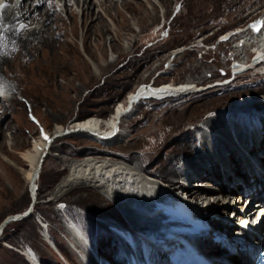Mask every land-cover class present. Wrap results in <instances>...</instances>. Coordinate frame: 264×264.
Instances as JSON below:
<instances>
[{"label":"rangeland","instance_id":"374dc122","mask_svg":"<svg viewBox=\"0 0 264 264\" xmlns=\"http://www.w3.org/2000/svg\"><path fill=\"white\" fill-rule=\"evenodd\" d=\"M55 1L57 8L65 15L63 1ZM148 1L149 3L135 0L137 3L133 4L134 7L123 9L121 0H118L116 18L111 20L109 17H103L101 23H98L101 25L105 22L108 26V30H102L105 44L95 35L91 36L86 52L92 55L93 61L99 65V74L94 72L86 52L82 50L81 30L78 29L76 37H69L72 40L67 46L70 48L69 56L65 58V65L64 60L60 62V72L57 71L53 75L51 80L54 85L51 89L33 88L32 82L28 81L16 90V100L10 107L12 110L3 116L4 120H9L10 127L4 129L6 146L5 151H0V221L8 214L23 211L31 201L30 191L23 177L27 166L18 157V153L30 146L32 137L41 131L51 133L55 123L66 126L71 120L87 115L105 117L128 90L142 83L157 85L187 80L204 85L225 83L232 77L230 68L236 60L233 58L231 47L238 41L239 36L235 35L222 42L219 41L220 36L232 30L240 31L246 28L264 10V0ZM69 4L77 9L76 0H69ZM96 9L94 5L93 10ZM114 11L111 16H115ZM77 20H80V15ZM71 22L72 19L66 18L69 30ZM114 37L117 40H112ZM110 44H117V50L113 49L112 52ZM177 47L184 49L175 56L171 52ZM245 51L248 59L252 58V48L247 46ZM39 81L46 80L43 77L39 78ZM194 96L181 95L175 99L145 100L138 103L121 124L127 136L108 145L70 134L54 138L37 183L33 212L24 217L25 220L7 224L4 227L5 232L2 231L0 235V264H33L31 259L23 254L22 250L27 248L40 263L88 264L90 253L94 252V245L100 252L98 259L102 264L120 263L125 258V252L117 250V227L125 231L123 226L129 227V224L126 220L117 219L118 210L114 205H106L103 197L88 187L75 188L56 200L49 198L57 184L68 174L69 162L90 155L110 154L111 151L122 153L124 150L138 157L141 150L151 149L155 133L162 128L166 130L167 122L171 121L174 115L178 116L177 109L180 106H185L183 114L193 117L196 106L207 104L210 106L205 114L224 110L230 116L250 119L256 115L264 118V73L259 68L236 73L226 85L218 86L217 89L199 97ZM237 106L243 107V110H236ZM188 128H191V138H181V142H188L184 146L185 153L179 155V159L172 164L169 157L179 142L166 143L160 147L158 156L149 166L152 172H148L149 175L142 173L144 177L156 174V170L164 173L168 168L180 169L181 164L185 162L199 164L205 161L200 154L202 129L185 125L183 131L186 135ZM144 136L146 142L142 145L143 148L137 147L135 139ZM127 137L130 139L125 142ZM122 142L125 144L122 145ZM10 153L13 156H10ZM107 156L106 158H109L110 155ZM141 164L144 165V161H141ZM175 179L184 183V186L188 185V181L181 179V176ZM193 181L200 182L201 184L197 185L201 187H206L205 183H213L206 177L195 178ZM179 194L187 200L186 204L188 201L196 204V201L188 198L185 193ZM79 197L88 199L84 203L75 201ZM207 202V198H197L199 206L206 205ZM250 202L256 203L247 200L241 204L245 205V209ZM229 210L231 208H227V211ZM223 218L237 222L233 213ZM70 221L74 222L82 237L77 244L64 227ZM263 222L264 216L259 223ZM221 226L225 229V225ZM111 228L116 229V234L111 232ZM232 233L233 231L230 232ZM236 233L240 234L241 231ZM210 248L216 252V249H219L216 245Z\"/></svg>","mask_w":264,"mask_h":264},{"label":"bare ground","instance_id":"6f19581e","mask_svg":"<svg viewBox=\"0 0 264 264\" xmlns=\"http://www.w3.org/2000/svg\"><path fill=\"white\" fill-rule=\"evenodd\" d=\"M62 1L65 15L57 8L55 0H0V5H3L0 7V151H5L6 146L4 129L10 127L9 120H4L3 116L9 112L13 101L16 100V90L28 81L32 82L33 88L51 89L54 85L51 79L59 71L60 62L64 60L65 65V58L69 56L70 48L67 46L69 42L72 43L69 37H76L80 29L82 50L85 53L91 36L95 35L103 41V32L108 30L105 22L98 24L103 17L114 20L117 16L118 0H76L77 9L71 7L69 0ZM142 1L149 3L148 0ZM135 3H137L135 0H121V7L130 9ZM94 5L97 7L96 11L93 10ZM139 6L143 5L139 4ZM113 10L116 11L115 16H111ZM78 15H80L79 21ZM66 18L72 19L70 30ZM257 19L261 21V26L257 30L247 26L240 31L232 30L222 34V38L227 37V39L235 35L239 36L238 41L231 47L233 58L237 63L233 68L237 71L235 73L257 68L262 69L264 73V54L261 55V49L264 47V10L255 20ZM112 40L117 39L114 37ZM247 46L252 48V57L257 56L256 61L251 62L252 58L248 59L245 51ZM110 49L112 52L113 49L117 50V44H110ZM183 49L177 47L171 54L177 56ZM86 55L94 72L99 74V65L93 61L92 55L90 56L87 52ZM43 77L46 81H39V78ZM229 79L225 83L216 82L208 85L188 80L157 85L142 83L128 90L105 117L87 115L71 120L66 126L55 123L51 133L39 132L37 136L32 137L30 146L18 153V157L27 166L23 174L27 188L36 200L37 183L54 140L49 141L53 134L82 136L108 145L127 136L121 124L134 111L138 103L145 100L175 99L181 95L199 97L217 89L218 86L226 85ZM209 106L207 104L196 106L194 117L182 113L185 106L178 107V116L174 115V118L167 122L166 130L162 128L155 133L154 145H151L149 150H141L138 157L123 149L122 153L111 151L110 154L90 155L69 162L68 174L57 184L49 200H56L75 188L88 187L93 189V192H98L106 201V205H114L118 210L117 219L126 220L129 224V227L123 226L127 231H121L117 227V234L114 233L116 229L111 228V232L116 234L117 250L125 252V258L117 264L184 263L186 258L180 236L178 234L164 235L155 230L162 225L160 219L166 215L169 204L177 202L184 207H189L194 216L203 219L206 223V231L196 233L190 238L195 248L198 247V254L204 253L206 257H209L211 264H253L245 246L257 243L259 238L264 240V230L261 231L264 228V222L254 226L256 213L262 209L259 201L264 199V118L256 115L250 119L236 115L230 116L224 110L205 114ZM241 106L235 109L243 110ZM185 125H190L193 129H202L200 154L205 161L202 159L203 162L199 164L185 162L181 164L180 169L168 168L164 173L156 170V174L144 177L142 173L149 175L148 172H152L149 166L158 156L160 147L166 143L179 142L169 157L172 164L179 159V155L182 156L185 153L184 146L188 142L181 141L185 136L190 138L192 136L189 132L191 128L186 130L188 135L183 131ZM173 134L177 135L172 136ZM45 136L48 139H45ZM129 139L127 137L124 140L127 142ZM135 141L137 147H140L145 144L146 137H140ZM103 151L107 150L103 149ZM9 155L13 156L11 153ZM107 155H110L109 158H106ZM141 161L145 164L142 165ZM218 167L220 169H217ZM179 176L188 181L187 186L176 181L175 178ZM205 177L213 183L211 185L205 183L206 187H201L197 185L201 184L200 182L193 181L195 178ZM180 192L194 199L196 204L189 201L186 204L187 200L181 197ZM245 193L249 195L246 196ZM201 196L208 199L206 205L199 206L197 203V198ZM245 197L257 202L255 204L250 202L252 206L247 205L244 209L241 203ZM255 197L257 198L254 199ZM87 199L88 197H79L75 201L84 203ZM227 208H231L230 212ZM219 212H221L220 215ZM19 213L15 212L7 216ZM228 213H233L237 222L223 218L229 217ZM244 222L246 225H239ZM221 225H225V229ZM64 227L72 235L75 244L79 243L82 237L74 222L70 221ZM214 229L226 231L229 248L212 241ZM231 231L233 233L241 231V233L233 235V233L230 234ZM237 235L244 236L234 241L233 238ZM132 245H134L133 249H131ZM213 245L221 246L229 253L230 258L226 263L213 259L212 256L216 252L210 248ZM232 246L234 247L231 248ZM22 251L33 264H41L29 248ZM209 252L213 253L209 254ZM99 254V250L94 245V252L88 254V264H102L98 259Z\"/></svg>","mask_w":264,"mask_h":264},{"label":"water","instance_id":"95a60500","mask_svg":"<svg viewBox=\"0 0 264 264\" xmlns=\"http://www.w3.org/2000/svg\"><path fill=\"white\" fill-rule=\"evenodd\" d=\"M249 26H250L251 28H253L254 30H257V29H259V27L261 26V21H260L259 19L254 20V21H252V22L249 23ZM262 54H264V47H263L262 50H261V55H262ZM256 59H257V56H253L251 62L256 61ZM236 65H237V63H236L235 61H233L232 64H231V69H232V73H231V74H232V77H231L229 80H231V79L234 77V74H236L235 72H237V71L233 70V68L236 67ZM58 136H59L58 134H53V135L49 138V141H52L54 138H56V137H58ZM33 187H34V186H33ZM34 189H35V188H34ZM29 190H30V189H29ZM30 197H31V201H30V203H29L27 209H24V210H23L22 212H20L18 215H15V214H14V215H12V216H6V217L1 221V223H0V234H1V232L3 231V228H4L7 224H9L10 222L15 221V220H17V219L20 220V219H22V218L28 216L30 213L33 212V206H34L36 200H35V198L32 196L31 192H30Z\"/></svg>","mask_w":264,"mask_h":264},{"label":"built area","instance_id":"2783aa9c","mask_svg":"<svg viewBox=\"0 0 264 264\" xmlns=\"http://www.w3.org/2000/svg\"><path fill=\"white\" fill-rule=\"evenodd\" d=\"M248 26H249V25H248ZM225 40H227V37H223V38H222V36H220V40H219V41L222 42V41H225Z\"/></svg>","mask_w":264,"mask_h":264},{"label":"trees","instance_id":"16d2710c","mask_svg":"<svg viewBox=\"0 0 264 264\" xmlns=\"http://www.w3.org/2000/svg\"><path fill=\"white\" fill-rule=\"evenodd\" d=\"M26 219V218H25ZM24 218L20 219V220H25ZM6 227V226H5ZM3 232H5V228L3 230ZM57 246V245H56ZM58 249H60L58 246H57ZM41 260V259H40ZM42 264H45L43 261H41Z\"/></svg>","mask_w":264,"mask_h":264},{"label":"snow or ice","instance_id":"6c2138e0","mask_svg":"<svg viewBox=\"0 0 264 264\" xmlns=\"http://www.w3.org/2000/svg\"><path fill=\"white\" fill-rule=\"evenodd\" d=\"M0 7H3V5H0ZM45 139H48V137H47V136H45Z\"/></svg>","mask_w":264,"mask_h":264}]
</instances>
